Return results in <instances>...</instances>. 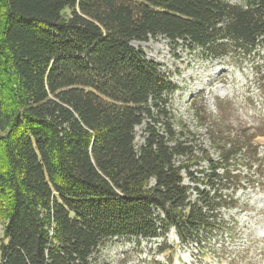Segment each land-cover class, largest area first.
<instances>
[{
    "label": "trees",
    "instance_id": "1",
    "mask_svg": "<svg viewBox=\"0 0 264 264\" xmlns=\"http://www.w3.org/2000/svg\"><path fill=\"white\" fill-rule=\"evenodd\" d=\"M238 1L0 0V264H109L111 242L158 238L164 256L183 245L204 257L213 236L234 237L215 197L193 187L191 199L182 172L198 183L201 171L169 107L177 86L131 41L251 57L264 0ZM252 138L224 142L218 158L201 147L199 160L229 185L244 166L264 187ZM171 229L179 243L165 245Z\"/></svg>",
    "mask_w": 264,
    "mask_h": 264
},
{
    "label": "rangeland",
    "instance_id": "2",
    "mask_svg": "<svg viewBox=\"0 0 264 264\" xmlns=\"http://www.w3.org/2000/svg\"><path fill=\"white\" fill-rule=\"evenodd\" d=\"M131 44L156 61L177 86L169 107L175 127L188 129L190 134L185 137L198 157L192 169L201 171L198 183L190 182L182 172L184 183L192 187V200L197 197L193 187L216 198V214L233 225L234 237L224 232L213 236L205 245L216 250L204 257L198 247L183 245L176 246L174 258L170 253L164 256L156 249L162 238L141 241L139 246L130 240L115 241L103 250L102 260L109 264H264V187L252 181V171L244 166L239 168L240 179L229 185L213 175L206 160H199L201 147L218 158L224 142L247 143L252 137L259 155H264V45L243 59H204L182 46L172 50L163 36L132 40ZM143 129V124L135 128L137 145L143 141ZM230 194L233 200L226 202ZM173 242L179 243L171 229L165 245ZM221 247L225 250L220 254Z\"/></svg>",
    "mask_w": 264,
    "mask_h": 264
}]
</instances>
